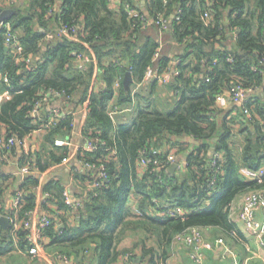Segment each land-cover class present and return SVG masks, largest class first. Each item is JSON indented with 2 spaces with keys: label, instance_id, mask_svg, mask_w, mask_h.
<instances>
[{
  "label": "trees",
  "instance_id": "obj_1",
  "mask_svg": "<svg viewBox=\"0 0 264 264\" xmlns=\"http://www.w3.org/2000/svg\"><path fill=\"white\" fill-rule=\"evenodd\" d=\"M142 1L138 10L149 21L158 15L168 19L163 33L168 48L161 49L156 60L157 26L151 22L132 30L120 1L113 8L108 0H19L6 7L16 11L7 21L23 48L19 57L5 47L0 35V94L6 95L0 102V132L27 136L37 129L39 123L30 113L45 89L62 91L64 98L68 96L63 100L76 104V109L89 98L81 133L94 144L104 141L105 146L80 152L77 160L94 166L106 161L109 183L87 191L85 197L81 191L76 198L83 199V205L73 209L61 181L45 180L41 208L49 224L42 234L52 245L75 254L93 243L97 264H113L121 254L117 245L123 232L138 226L157 237L163 259L168 258L175 235L190 227L216 229L226 239L240 242L232 202L243 193L264 192V174L258 183L240 172L241 168L264 167V0ZM179 9L176 21L171 16ZM204 12H209L208 20L202 19ZM63 31L76 35L92 50L97 73L91 93L93 60L89 55L85 70L80 71L72 53L87 55V50ZM154 62L160 74L170 69L171 79L165 86L176 101L165 112L141 91L132 96V87L142 83ZM127 72L132 82L125 89L122 80ZM116 77L121 81L114 91ZM233 82L252 90L247 103L218 109L217 95ZM108 105L134 108V116L113 124L106 112ZM232 112L235 115L229 117ZM74 122L75 116L69 114L47 128L45 141L50 148L35 154L36 173L17 187L24 194L17 221H23L36 206L33 188L40 174L69 157V148L54 146V140L71 138ZM189 138L200 143L188 142ZM153 149L160 151L154 157L158 162L175 150L182 166L172 173L169 165L160 171L148 172L151 165L147 172L138 171L142 151L150 156ZM94 175L95 170L82 165L75 171L81 186ZM8 189L0 179V214L13 216L15 210L2 205ZM166 207L179 208L184 214L163 216L160 212ZM26 235L23 228L14 235L10 227L0 228V252L10 250L15 238L24 248Z\"/></svg>",
  "mask_w": 264,
  "mask_h": 264
},
{
  "label": "built area",
  "instance_id": "obj_2",
  "mask_svg": "<svg viewBox=\"0 0 264 264\" xmlns=\"http://www.w3.org/2000/svg\"><path fill=\"white\" fill-rule=\"evenodd\" d=\"M19 0H2L0 1V7L6 8L10 7L11 5L15 4ZM119 1L121 2V6H123V9L128 16L130 25L132 30L134 29H140L144 25H147V23L154 22V24L158 28L159 35H162L164 31L168 28V19L165 18L163 15H158L153 20L149 21V18L146 13H142L138 10V2L139 0H108L110 4L113 6V8H118ZM207 3V0H206ZM119 5V6H120ZM181 13V9L177 11L176 15H172L171 18L175 19L176 21L179 20V16ZM209 12H204L202 15L203 20H208ZM66 37H69L71 40L75 42L81 43L85 49L87 50V55L85 52L79 53V52H73L72 55L74 56V62L76 63L77 68L80 71L85 70L84 61H86L90 55V57H93L92 50L90 46L81 41L76 35H71L66 31L62 32ZM0 35L4 39L5 47L8 49H11L16 56H20L23 48L19 43L18 35L13 32L12 26L8 21L0 22ZM161 44L159 43V48L157 49L154 59L156 60L159 57V53L161 52ZM93 63H95L94 58L92 59ZM229 60V59H228ZM176 60L175 62H177ZM117 64L118 62L115 61ZM170 69L168 68L166 70V73L160 74L158 69L155 70L152 69V67H148L145 71L144 78L142 83L136 84L132 87V96H134L140 89V87L148 82L152 76L156 78L157 81L162 83L163 85H167L170 81L171 74L167 71ZM97 68H94L92 72V78L94 79L96 77ZM177 74V73H174ZM3 82H7L6 78L2 79ZM120 77H116L113 82V89L114 91H117L120 88ZM95 83L90 84L89 87V93H91L94 90ZM252 92L251 89H247L240 85L239 83L233 82L230 88L223 93L217 95L216 97V107L221 110H226L231 105H241L245 106V104L248 101L249 93ZM63 92L58 91L52 88L45 89L41 91L38 94V98L35 100L33 108L31 110V117L37 121L38 126L37 129L31 132V134L27 136H18L17 134L9 135L7 136L5 134V131L0 132V148H9L12 146H19L22 150L21 154V164L16 169V174L21 178V182L24 181L25 177H27L31 173H36V168L34 166L35 162V153L31 151L29 144H28V138L38 132H46L47 128L52 125L58 118H63L69 114L75 115L76 112L74 110L72 111H61L57 108H53L50 110L45 111V106L49 105L52 101H56L59 99H67L64 98ZM0 96V101H1ZM89 98H87L80 110L79 114L85 115L87 113V108L89 104ZM133 109L131 107H125V108H119L117 106H111L108 105L106 108L107 115L112 120L113 124H119L120 122L127 121L126 113L131 112ZM235 115V112H232L231 116ZM78 130L75 131V134H77ZM78 135H80L83 139V145H80L77 147V151L73 156H76L77 158L80 155V152H95L100 146H105L104 141H100L99 144H94L92 141H89L87 138H84L82 133L79 131ZM64 145H68V142L65 140H62L60 138L54 140V146L61 147ZM99 145V147H98ZM175 150H171L164 162H158L154 157L159 154V150L153 149L151 150V155L146 156L144 151H142V156L139 159L137 166L138 171L147 172L149 166L151 165V169L148 172L153 171H160L165 165H170L172 163L177 164V168H180L181 162H178L176 160V156L174 153ZM115 152H112V157ZM111 157V158H112ZM218 157V154H216V158ZM66 160L61 161L60 163H64ZM215 163H213L214 165ZM82 166L95 170V175L93 176L92 180H86L85 181V187L88 188L87 191L93 190L97 187H102L105 185H108L109 183V177H108V169L106 161H98V165L94 166V164L90 162H83ZM240 172L246 178L247 180L251 181H257L258 183H261V178L264 174V167L259 168L258 170H251L247 168H241ZM40 182L37 186L33 188V192L36 195V206L30 210L26 218L23 221H17V215L16 211L20 207V205L23 202V191L19 188H17L15 191H12V199L9 209L15 210L14 215H4L0 214L1 216H6L9 220V227H10V234L14 235L16 231H18L20 228H23L26 230V241L28 242V254L30 256H36L38 255L40 251V241H41V235H42V228L44 226H47L49 224V220L47 219V214L43 212L41 215H39V219L36 221V216L38 212L39 207H41L42 202L44 201V194L42 193V184L45 181V176L43 173L39 176ZM48 195V194H45ZM83 199H79L76 201L68 200V204L73 209H77L82 207ZM264 206V192L261 191H255V192H249L244 196V199L242 201L241 207L238 212V217L242 221L244 228L248 233L254 236L256 239L258 245L260 247H264V226L260 221L256 218L257 211L260 210V208ZM231 210V209H230ZM135 214L140 215L138 211H135ZM161 215L163 216H169V217H182L183 211L179 208H162ZM232 215V212H231ZM60 226V225H59ZM58 226V227H59ZM222 239H218V243H222ZM173 243H181L184 245L188 250V255L190 259L194 262V264H202L204 259L203 250L208 247V243L204 240L202 230L198 227H190L182 232L175 235L173 239ZM131 257V253H127L124 256V259L127 261Z\"/></svg>",
  "mask_w": 264,
  "mask_h": 264
},
{
  "label": "crops",
  "instance_id": "obj_3",
  "mask_svg": "<svg viewBox=\"0 0 264 264\" xmlns=\"http://www.w3.org/2000/svg\"><path fill=\"white\" fill-rule=\"evenodd\" d=\"M23 1V0H20ZM142 4V0H139ZM151 31V29H150ZM153 33V32H151ZM158 37L159 43L162 45L163 34ZM162 49V46H161ZM91 57V59H93ZM95 60V58H94ZM153 70L157 68V62H154L151 66ZM96 67V61L94 63ZM93 68V70H94ZM96 82V77H91V83ZM156 85L153 90L149 87L151 84ZM142 92L143 96H148L152 100L155 107L165 112L170 110L176 99L168 91L167 87L156 80L154 76L144 83L138 92ZM1 101L6 98L5 94H0ZM0 101V102H1ZM76 104H69L63 99L52 101L49 105L45 106V111L57 108L61 111L76 112L74 130L71 138L65 140L68 142L66 145L69 148L70 154L64 163L56 164L45 172V180L53 179L61 181L67 191V196L70 200H79L78 195L82 191V196L87 195V189L85 186H81V182L75 178L76 168L81 167L82 164L73 156L76 153L77 147L83 145L84 139L78 135L84 125L86 115L79 114V108L76 109ZM134 109V108H133ZM134 116V110L126 113V117L131 119ZM3 129V128H2ZM78 130L75 134V131ZM46 132L38 131L32 134L28 138V144L32 152H42L44 148H50V144L45 141ZM64 140V138H61ZM22 150L19 146L15 145L9 148H0V179L5 180V184L8 186V190L5 192L3 207L7 210L10 207L12 199V190L16 189L20 183L21 178L15 173L17 167L21 164ZM246 193L238 195L231 205V212L233 222L241 233V241L235 242L226 239V237L216 229H204L202 231L204 240L208 243V247L203 250L204 259L202 264H264V247H260L253 235L248 233L244 228L242 221L238 217V212L241 207L242 201ZM36 201H38L36 199ZM134 205V204H133ZM55 209L54 206H51ZM135 207V205H134ZM39 214L36 216V221L39 219L44 210L41 207L38 209ZM47 213V212H45ZM62 213V211H57ZM48 215V214H47ZM256 218L264 226V206L260 208L256 213ZM41 235L40 251L36 256H30L28 254L29 246L24 248L17 245V239H14V245L10 250L0 252V264H97V258L95 254V245L93 243L86 244L85 249L74 251H65L62 248L52 245L51 240L48 237ZM218 239H222V243H218ZM82 250V251H80ZM117 250L121 253L113 264H194L190 259L189 250L181 243H173L171 252H167V259L162 257L161 249L158 245V239L149 230L143 228V226L135 227L134 229H126L117 245ZM80 252V253H79ZM131 253L132 259L125 260L124 254ZM153 258V259H152Z\"/></svg>",
  "mask_w": 264,
  "mask_h": 264
},
{
  "label": "water",
  "instance_id": "obj_4",
  "mask_svg": "<svg viewBox=\"0 0 264 264\" xmlns=\"http://www.w3.org/2000/svg\"><path fill=\"white\" fill-rule=\"evenodd\" d=\"M144 1H142L143 3ZM15 10L12 8H1L0 7V22H4L7 21L12 15L15 14ZM132 79H131V75L129 72H127L124 75V78L122 80V84L124 86L125 89H128L129 85L131 84ZM188 142H192L194 144H198L200 143V141L197 140H193L192 138L188 139ZM177 168V164L176 163H172L169 165L168 170L172 173L176 170ZM62 225H60L59 227H61ZM9 227V220L6 216H1L0 217V228L3 230H6Z\"/></svg>",
  "mask_w": 264,
  "mask_h": 264
},
{
  "label": "rangeland",
  "instance_id": "obj_5",
  "mask_svg": "<svg viewBox=\"0 0 264 264\" xmlns=\"http://www.w3.org/2000/svg\"><path fill=\"white\" fill-rule=\"evenodd\" d=\"M162 51H165L168 48V43L165 41H162Z\"/></svg>",
  "mask_w": 264,
  "mask_h": 264
}]
</instances>
